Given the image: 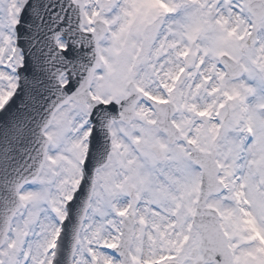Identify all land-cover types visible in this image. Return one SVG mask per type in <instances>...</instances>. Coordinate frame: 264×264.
I'll return each mask as SVG.
<instances>
[{
  "label": "snow or ice",
  "instance_id": "snow-or-ice-1",
  "mask_svg": "<svg viewBox=\"0 0 264 264\" xmlns=\"http://www.w3.org/2000/svg\"><path fill=\"white\" fill-rule=\"evenodd\" d=\"M0 264H264V0H0Z\"/></svg>",
  "mask_w": 264,
  "mask_h": 264
}]
</instances>
